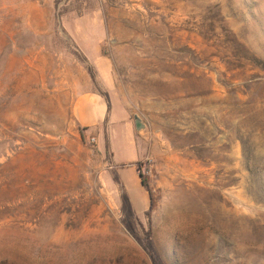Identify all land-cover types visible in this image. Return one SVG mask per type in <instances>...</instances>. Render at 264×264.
I'll list each match as a JSON object with an SVG mask.
<instances>
[{
	"label": "rangeland",
	"instance_id": "374dc122",
	"mask_svg": "<svg viewBox=\"0 0 264 264\" xmlns=\"http://www.w3.org/2000/svg\"><path fill=\"white\" fill-rule=\"evenodd\" d=\"M0 264H264V0H0Z\"/></svg>",
	"mask_w": 264,
	"mask_h": 264
},
{
	"label": "crops",
	"instance_id": "0c3cea01",
	"mask_svg": "<svg viewBox=\"0 0 264 264\" xmlns=\"http://www.w3.org/2000/svg\"><path fill=\"white\" fill-rule=\"evenodd\" d=\"M106 85V84H105ZM107 91V89H106ZM73 114L75 123L81 128L88 131L93 130L95 133V141L98 143L102 138L108 136L107 142L111 149H114L115 134L114 127L120 126L124 133V141L120 143L122 148L137 147L135 141V126L130 121L128 111L121 107L118 114L113 115V109H108L107 103L101 94L90 89L84 90L73 106ZM114 157V153H111ZM142 158V154L138 155L131 162L136 163Z\"/></svg>",
	"mask_w": 264,
	"mask_h": 264
},
{
	"label": "trees",
	"instance_id": "16d2710c",
	"mask_svg": "<svg viewBox=\"0 0 264 264\" xmlns=\"http://www.w3.org/2000/svg\"><path fill=\"white\" fill-rule=\"evenodd\" d=\"M101 96L107 99V96L105 94L104 95H101ZM107 106H108V109H110V105H109V102L108 101H107ZM123 200L125 202V206H126L127 211L128 212L131 211V205L129 203L128 198L125 195L123 196Z\"/></svg>",
	"mask_w": 264,
	"mask_h": 264
},
{
	"label": "water",
	"instance_id": "95a60500",
	"mask_svg": "<svg viewBox=\"0 0 264 264\" xmlns=\"http://www.w3.org/2000/svg\"><path fill=\"white\" fill-rule=\"evenodd\" d=\"M135 129L137 131H139L141 129V124L138 121H136V123H135Z\"/></svg>",
	"mask_w": 264,
	"mask_h": 264
},
{
	"label": "built area",
	"instance_id": "2783aa9c",
	"mask_svg": "<svg viewBox=\"0 0 264 264\" xmlns=\"http://www.w3.org/2000/svg\"><path fill=\"white\" fill-rule=\"evenodd\" d=\"M89 142H90V143H95V138H90V139H89Z\"/></svg>",
	"mask_w": 264,
	"mask_h": 264
}]
</instances>
